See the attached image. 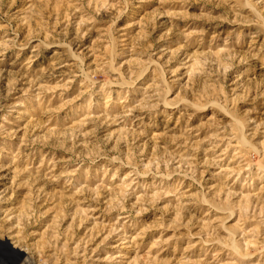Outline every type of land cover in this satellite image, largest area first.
Here are the masks:
<instances>
[{"label":"rangeland","instance_id":"obj_1","mask_svg":"<svg viewBox=\"0 0 264 264\" xmlns=\"http://www.w3.org/2000/svg\"><path fill=\"white\" fill-rule=\"evenodd\" d=\"M264 264V0H0V264Z\"/></svg>","mask_w":264,"mask_h":264},{"label":"bare ground","instance_id":"obj_2","mask_svg":"<svg viewBox=\"0 0 264 264\" xmlns=\"http://www.w3.org/2000/svg\"><path fill=\"white\" fill-rule=\"evenodd\" d=\"M30 264H32V263H30Z\"/></svg>","mask_w":264,"mask_h":264}]
</instances>
